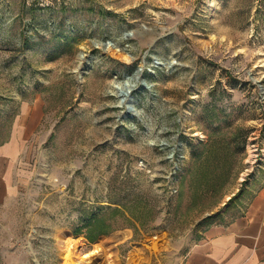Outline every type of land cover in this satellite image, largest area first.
<instances>
[{"label":"rangeland","instance_id":"1","mask_svg":"<svg viewBox=\"0 0 264 264\" xmlns=\"http://www.w3.org/2000/svg\"><path fill=\"white\" fill-rule=\"evenodd\" d=\"M13 139L0 264H181L264 160V0H0V146ZM206 142L213 164L234 150L217 190L222 171L190 156ZM97 206L125 217L74 235Z\"/></svg>","mask_w":264,"mask_h":264},{"label":"crops","instance_id":"2","mask_svg":"<svg viewBox=\"0 0 264 264\" xmlns=\"http://www.w3.org/2000/svg\"><path fill=\"white\" fill-rule=\"evenodd\" d=\"M16 152V139L0 146V208L10 193L7 162ZM258 167L245 186L239 213L226 224L208 226L181 264H264V160Z\"/></svg>","mask_w":264,"mask_h":264},{"label":"trees","instance_id":"3","mask_svg":"<svg viewBox=\"0 0 264 264\" xmlns=\"http://www.w3.org/2000/svg\"><path fill=\"white\" fill-rule=\"evenodd\" d=\"M218 127V126H217ZM220 142L216 141L213 144L218 145ZM230 143L227 142L225 144H223V151H225V149L227 148V152H225L224 158L221 161V164L219 163H212V159L215 158L214 154H212L211 151V147H209V143H201L200 146H196V145H191V152H190V156L191 159L195 162L198 163V169L200 170L201 168H204V166L206 165V163L208 162L210 165L209 167L214 168V170H221L222 172H220L217 175V171H211L213 172L214 176H210L211 178V185H210V190L215 189L217 190V186H218V181L221 180L222 177H225V175H227L229 173V171L231 170L233 164H234V158H232L233 156V152H232V148H230L228 145ZM219 147V145H218ZM199 148H202V150L199 151ZM217 147L215 148L216 151ZM188 169V168H187ZM240 194V191L237 192L234 196H232L228 201L229 203L234 201ZM122 198V197H121ZM112 203H115L117 205H121L123 204L122 202H119V200L117 199H111ZM118 208L117 207H111V206H97L95 208V211L92 212H82L81 215V219H82V224L81 226L77 227V228H73V234L74 235H78L80 233V231L82 229H86V231L88 230V234L86 235L87 239L89 241H94L96 239L97 236L102 235L104 233H106L109 230L115 229L119 226V224L115 221V220H110V218L113 217V215L117 216L119 215L120 217L124 218V212H121V214L118 212ZM239 208H235L233 210V213L231 215V218H233L234 216H236L239 213ZM108 212V214H107ZM110 214V215H109ZM230 218V219H231ZM229 219V220H230ZM228 220V221H229ZM228 221L222 222L220 224H226Z\"/></svg>","mask_w":264,"mask_h":264},{"label":"bare ground","instance_id":"4","mask_svg":"<svg viewBox=\"0 0 264 264\" xmlns=\"http://www.w3.org/2000/svg\"><path fill=\"white\" fill-rule=\"evenodd\" d=\"M116 88H117V90L119 92L120 91L123 92L121 101H124L125 100V97L127 96L126 92H127V90L130 89L129 85H128V87H125V84H118L116 86ZM92 252H98V250L90 251V253H92ZM90 253H85L84 256L87 257ZM69 257H70V254H67L66 255V259H69ZM64 264H70V263L68 261H65Z\"/></svg>","mask_w":264,"mask_h":264},{"label":"water","instance_id":"5","mask_svg":"<svg viewBox=\"0 0 264 264\" xmlns=\"http://www.w3.org/2000/svg\"><path fill=\"white\" fill-rule=\"evenodd\" d=\"M125 87H128V84H125ZM129 87H130V85H129ZM119 93H120V95L123 94V92H121V91ZM126 94H127V96H129V90H127ZM126 103L128 104L127 105V111H134L135 110L134 107L131 104V99L130 98L126 99Z\"/></svg>","mask_w":264,"mask_h":264},{"label":"built area","instance_id":"6","mask_svg":"<svg viewBox=\"0 0 264 264\" xmlns=\"http://www.w3.org/2000/svg\"><path fill=\"white\" fill-rule=\"evenodd\" d=\"M256 147V146H255ZM256 150H258V153H257V155H256V159L258 160V159H262L263 158V156H264V153L262 152V150L263 149H258V148H256ZM259 150H260V152H259Z\"/></svg>","mask_w":264,"mask_h":264}]
</instances>
